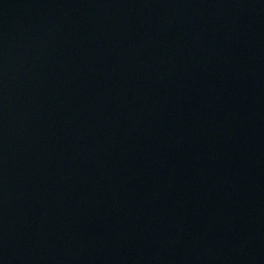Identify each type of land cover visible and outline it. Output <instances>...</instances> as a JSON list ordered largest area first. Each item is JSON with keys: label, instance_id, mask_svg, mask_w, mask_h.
<instances>
[{"label": "water", "instance_id": "water-1", "mask_svg": "<svg viewBox=\"0 0 264 264\" xmlns=\"http://www.w3.org/2000/svg\"><path fill=\"white\" fill-rule=\"evenodd\" d=\"M0 264H264V0H0Z\"/></svg>", "mask_w": 264, "mask_h": 264}]
</instances>
